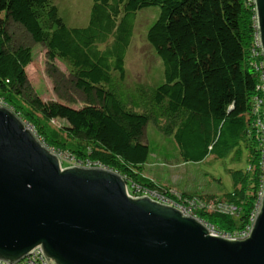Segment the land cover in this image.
Listing matches in <instances>:
<instances>
[{
	"label": "trees",
	"instance_id": "obj_1",
	"mask_svg": "<svg viewBox=\"0 0 264 264\" xmlns=\"http://www.w3.org/2000/svg\"><path fill=\"white\" fill-rule=\"evenodd\" d=\"M93 1L88 26L71 28L51 0H0V15L4 14L0 18V101L19 119L34 125L32 133L47 149L62 154L64 168L99 163L125 180L133 196L146 191L162 196L169 193L136 173L153 154L149 143L142 140L151 119L172 124L174 143L186 163L208 157L223 159L244 143L249 168L232 172L231 193L221 198L183 193L193 200L197 219L218 232L243 229L257 211L264 190V139L256 126L264 57L257 45L254 3ZM152 7L159 8L160 14L147 40L164 64L165 83L159 87L137 85L143 107L138 113L117 95L126 79L125 61L136 14ZM9 22L19 25L34 43L45 45L50 57L66 63L79 90L95 91L111 105L76 108L35 99L30 104L42 115L43 121H39L20 102L28 85L26 70L33 61V50L9 49ZM54 120L66 122L63 130L72 139L83 137L89 144L61 140L47 127ZM212 204L213 211L202 207ZM218 205L227 210L221 211Z\"/></svg>",
	"mask_w": 264,
	"mask_h": 264
},
{
	"label": "water",
	"instance_id": "obj_2",
	"mask_svg": "<svg viewBox=\"0 0 264 264\" xmlns=\"http://www.w3.org/2000/svg\"><path fill=\"white\" fill-rule=\"evenodd\" d=\"M264 55V0H254ZM41 249L49 264H264V191L244 240L212 235L195 218L134 198L118 175L62 168L0 105V259Z\"/></svg>",
	"mask_w": 264,
	"mask_h": 264
},
{
	"label": "rangeland",
	"instance_id": "obj_3",
	"mask_svg": "<svg viewBox=\"0 0 264 264\" xmlns=\"http://www.w3.org/2000/svg\"><path fill=\"white\" fill-rule=\"evenodd\" d=\"M51 1L57 6L60 17L68 27L88 26L93 0ZM159 14L160 9L157 7L146 8L136 14L134 32L125 61L126 79L122 87L119 85V93L116 94L125 106L138 113L143 111V107L138 102L137 85L159 87L165 83L164 64L147 40L148 31L159 18ZM0 18H4V14L0 15ZM8 33L11 39L10 50L19 47H30L33 50V61L26 70L28 85L20 102L33 112L39 121H43L42 115L30 104L35 99L69 104L76 108L85 107L87 104L103 108L111 105L105 96L100 98L95 91L89 94L79 90L70 67L50 57L45 45L34 43L19 25L9 22ZM23 122L26 124L25 121ZM65 125L66 122L62 120L47 123V127L55 131L61 140L83 146L89 144L83 137L72 139L63 130ZM29 126L28 128L33 132L34 125ZM36 128L40 129L39 125ZM142 140L149 143L153 154L147 164L136 171L137 176L168 190L171 199L177 198L174 194L182 196L183 199L185 192L202 197L221 198L225 193L229 194L233 191L232 172L246 171L249 168V151L244 143L230 151L223 159L208 157L199 163L184 162L174 143L172 124L169 121L151 119L144 130ZM62 160L64 159H61V162Z\"/></svg>",
	"mask_w": 264,
	"mask_h": 264
},
{
	"label": "built area",
	"instance_id": "obj_4",
	"mask_svg": "<svg viewBox=\"0 0 264 264\" xmlns=\"http://www.w3.org/2000/svg\"><path fill=\"white\" fill-rule=\"evenodd\" d=\"M248 1L253 2L255 5L254 0H248ZM255 10H256V8H255ZM257 27H258V24H257ZM257 45L262 51L259 32H258ZM262 54H263V52H262ZM263 57H264V55H263ZM261 67L263 69V73L261 76V85L258 88L261 90L262 96L260 98L256 99V106H257V111H259V113H260V120L257 122L256 126L258 127V129L261 132V137L264 139V63L261 64ZM0 105L5 107L1 101H0ZM25 126L28 128L29 125L27 126V123H26ZM28 129L30 130V128H28ZM51 152H53L61 161V159L63 157L62 154L55 153L54 151H51ZM74 167H81V168H85V169H100V170H104V171H110L108 168L102 166L99 163H91V162H87L85 164L84 163L78 164V165H75ZM62 168L65 169L63 166H62ZM171 193L174 194V192H171ZM174 195L177 197V198H175V199H177L176 202L172 201L173 198L171 200L168 193L162 196V195H158L157 192H147L146 191V192H141V194H138V196L137 195H134V196L131 195V196L134 198H141V197L152 198L153 200H155L161 204L170 205L172 207H175L176 209L181 211L183 213V215L186 217H191V218L197 219V216L195 215L194 209H193V207H195L193 200L190 198H184V197H183V199H181L182 196L180 197L176 194H174ZM262 196H263V193H262ZM262 196H261V199H262ZM202 207H204L205 209H209V211H213V208L215 207V205L212 204L210 206H202ZM217 208L220 209L221 211L227 210V207H222V206L219 207V205L217 206ZM259 210H260V203H259L257 211L251 217L250 223L247 226H245L243 229L236 230L232 233H220L217 230H215L214 227L210 226L209 224H207V223H205L199 219H197V220L202 222L203 224H205L210 229V232L212 235L225 237V238L230 239V240H244L250 236L253 225H254L255 220H256V217L259 213ZM230 211H235V208H233ZM230 211H228V212H230ZM0 264H49V262H48L47 258L45 257V255L42 253L41 249H36L32 253H30L28 256H26L23 260H21L19 262L10 263L8 261L0 259Z\"/></svg>",
	"mask_w": 264,
	"mask_h": 264
}]
</instances>
